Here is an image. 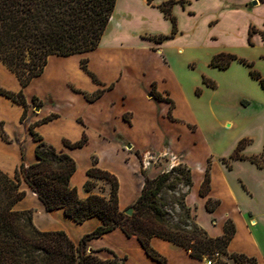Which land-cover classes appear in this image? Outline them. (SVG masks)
I'll return each instance as SVG.
<instances>
[{
	"label": "crops",
	"instance_id": "1",
	"mask_svg": "<svg viewBox=\"0 0 264 264\" xmlns=\"http://www.w3.org/2000/svg\"><path fill=\"white\" fill-rule=\"evenodd\" d=\"M126 1L129 3L127 12L119 18L116 13L122 0H117L109 28L104 33L99 46L94 50L78 53L81 60L88 59V69L99 82L94 81L91 74L80 64V73L90 80L91 85L88 87L78 85L73 81L67 67L54 64V61L63 60L62 58L69 56L51 55L44 72L24 87L17 75L0 60V86L15 92L22 90L28 103L27 122H23L21 117L25 111L24 105L0 94V121L4 122V129L11 138L9 141L5 140L0 134V168L3 171L11 176L14 175L23 161V148L26 165L38 160L37 142L30 133L29 126L53 113L57 114V117L37 124L35 130L47 143L58 150H64L75 159L77 151L86 147L91 137L95 135L101 142L114 145L115 155L123 161V164L125 163L127 167H130V164L135 165L138 175L135 182L130 176L134 185L126 188L124 181L119 179L121 208L132 206L142 193L145 177L139 169L141 160L138 153L142 157L147 154L146 157L154 155L157 158L170 157L171 154L177 153L180 160L172 164L183 161L188 166H192L188 158L196 156L194 151L200 145L199 142L202 143L196 134L199 128L194 123L193 117H196V110L192 107V97L196 98L199 85L189 86L188 80L178 77L177 73L182 64L181 53L185 51L184 45L198 41L203 35L211 41L220 38L235 39L240 29L243 32L247 31L248 37L251 26L264 29V1L190 0L185 4L175 3L172 6V12L177 17L178 31L173 37L162 42H158L156 37L169 35L173 30L171 20L159 7L167 0ZM135 1H140L144 7L142 15L138 16L140 19L138 25H133L130 16L127 15L131 12L136 14ZM254 1L257 2L254 3ZM252 39L264 48V40L259 32L254 33ZM216 52H211L208 62ZM186 62L188 68H194L192 66L195 64L194 61L187 59ZM234 68L241 70L243 67L234 61L229 70ZM215 69L218 67L208 64L203 75L213 79L216 77ZM241 71L243 78L250 77L248 73ZM201 84L203 91L210 88L203 82V78ZM59 85L63 86L66 96L60 95ZM111 85L113 86L109 88ZM176 86L180 89V95L175 91ZM99 88H105V91L95 101L87 100L83 92L76 91L78 89L93 93ZM134 89L138 91L136 97ZM186 89H189V94ZM153 92L162 94L171 102L156 99ZM35 96L41 101L37 107L39 109L37 113L36 110L35 112L32 110ZM69 96L82 100L87 109L93 112L91 114L93 116H87L84 113L73 115L76 122L80 124L79 134L76 137L69 135L67 121L61 110L57 108L59 102L69 103L67 99ZM135 99L138 100L136 106ZM180 105L189 107L188 112L182 113L179 110ZM226 122L227 120L223 124ZM84 132L88 137L84 146L70 148L64 144L65 139L71 142L80 140ZM189 135L191 138L189 143H186L185 139L187 140L186 137ZM141 137L143 139H139ZM124 143L131 145V148L127 147V152L123 150ZM183 151L187 152L184 158ZM125 152L132 157L130 160L124 157ZM210 157L213 158L214 155L208 150L202 157V175L197 180H193V185L186 194L187 206L195 213L197 223L212 237L222 235L226 220L232 219L236 232L228 245V252L256 257L257 264H264V167L249 164L244 159L234 160L231 167L221 160L223 156L213 158L211 189L207 196H202L200 187ZM98 160L101 168L112 173L115 171L100 162L99 158ZM89 167L91 165L81 171L77 166L71 178L72 185L77 186L81 197L88 195L84 189V183L88 178L86 171ZM243 167L252 173L254 178H249L246 170H242ZM169 168L170 166L167 170ZM80 173L83 174L81 179ZM24 184L26 196L16 203L15 208L33 209V221L39 229L65 230L73 241L79 243L85 234L102 223L98 217H91L83 223H77L67 216L63 209L48 211L37 194L25 182ZM208 197L221 200V204L213 212L206 208ZM221 209L225 211V214L218 217ZM151 245L167 258L169 264H204V259L192 256L188 250L161 237L154 236L151 239ZM89 250H96L97 254L104 259L111 258L114 254L125 257V264H161L146 252L137 236H128L120 228L89 240ZM227 261L229 264H241L232 258H227Z\"/></svg>",
	"mask_w": 264,
	"mask_h": 264
},
{
	"label": "trees",
	"instance_id": "2",
	"mask_svg": "<svg viewBox=\"0 0 264 264\" xmlns=\"http://www.w3.org/2000/svg\"><path fill=\"white\" fill-rule=\"evenodd\" d=\"M187 1L167 0L160 4L159 7L172 22L173 30L169 35L157 36L158 42L177 33V17L172 12V6L178 2L185 4ZM116 3L117 0H0V60L17 75L25 87L44 72L51 55L71 56L96 49L108 28ZM256 32L264 40V29L251 26L248 37L251 44ZM234 60L249 66L251 75L260 80L264 89V76L253 68V63L236 54L219 52L212 57L210 66L226 69ZM80 64L94 81L99 82L88 69L87 58L82 59ZM203 82L211 87L216 86L214 80L205 75ZM76 91L83 92L87 100L95 101L105 88H99L93 93L78 89ZM196 92L199 94L201 89L197 88ZM0 94L24 105L21 121L26 122L28 103L23 91L15 92L0 86ZM153 95L158 100L171 102L160 93L153 92ZM33 102L41 104L36 96ZM55 117L57 114H50L29 126L30 133L37 142L36 162L26 165L23 148V161L13 176L0 168V264H125V257L117 254L104 259L96 250L88 251L89 240L116 228L122 229L128 236H137L146 252L161 264L169 263L151 245L154 236L188 250L196 258H213L216 264H229L227 258L241 264H257L256 257L228 252V245L236 232L232 219L226 220L224 233L217 237L210 236L197 223L185 200L193 185L192 170L183 162L153 178L147 177L143 169L145 182L142 193L131 206L134 213L127 215L119 204V178L111 171L101 168L98 158L94 156L92 166L86 171L88 178L84 183L88 195L81 197L77 186L71 183L77 170L76 160L64 150H58L47 143L35 130L37 124ZM0 134L5 140H11L3 121H0ZM87 141L88 137L84 132L80 140L71 142L65 139L64 144L75 148L84 146ZM248 142L247 139L240 140L235 151L221 160L231 166V160L249 159L264 167V149L257 155L241 153ZM211 167L212 160L209 158L200 187L202 196H207L211 189ZM98 180L110 183L107 193L104 188L101 193L95 192ZM23 182L37 194L48 211L63 209L77 223H83L91 217H98L102 223L85 234L79 243L73 241L65 230L39 229L33 221V209L15 208L16 203L26 196V190L21 188ZM179 185L185 186L187 191L176 199L183 212V219L174 224L168 220V212L160 195L164 188L175 189ZM220 204V199L208 197L206 208L213 212ZM216 252L221 257L215 258Z\"/></svg>",
	"mask_w": 264,
	"mask_h": 264
},
{
	"label": "rangeland",
	"instance_id": "3",
	"mask_svg": "<svg viewBox=\"0 0 264 264\" xmlns=\"http://www.w3.org/2000/svg\"><path fill=\"white\" fill-rule=\"evenodd\" d=\"M128 6L129 3L126 0H122L121 6L116 13L117 17L121 18L123 14L127 12ZM135 7L136 14L131 12L127 15L130 16L133 25H138V21L140 20L138 16L142 15L144 7L140 1H135ZM124 8L126 9L122 10ZM252 42V44L249 42L247 31L243 32L242 29H240L238 36L235 39L220 38L219 40L213 39L211 41L203 35L199 37L198 41L189 42L184 45L185 51L183 54L181 53L182 64L179 69L180 71L177 73L178 77L182 80H188L189 86L199 85V88L201 89L199 94L196 92L198 95H196V98L194 96L192 97V107L196 110V117H193V119L195 120L194 123L197 124L199 128L197 129L196 134H198L199 141H202V143L199 142L200 145L194 151L196 156H190L188 158L192 165L189 166L193 168L194 181L202 175V157L206 155L208 150L214 155L213 158L218 156L228 158L235 151L239 141L242 139L249 140L241 152L245 155H257L264 149V89L260 80L251 75L250 67L238 60H234L242 65L243 68H241V70H243L245 74L248 73L250 76L249 78H243L241 70L235 68L229 70L234 62L233 61L226 69L218 68L214 70L216 77L212 80H214L216 84L215 87L209 86L210 88L204 89L203 91L201 84L203 71L207 69L208 64L210 65L208 59L212 51H217L215 54L219 52H229L245 58L253 63V68L264 76V48L255 43L253 39ZM62 59L63 60L54 61V64H61L67 67L73 81L78 85L87 87L91 85L90 80L83 76L79 71L81 62L79 54L64 57ZM187 59H191V61L195 62V64L192 65L194 68L187 67ZM234 78H238L239 80L235 81ZM62 87V85H59V93L61 96H66L65 90H63ZM175 89L180 95L181 93L178 86H176ZM133 92L136 97L138 91L134 89ZM187 93L189 94V89L187 90ZM67 99L69 100V103L59 102L57 108L61 110L67 121L69 135H71V137H76L79 134L80 124L76 122L73 115H75V113H84V115L93 116L91 115L93 112L87 109V106L82 100L79 101L73 99L71 96ZM137 104L138 100L135 99L134 105L136 106ZM38 106L39 104H34L32 106V110H34V112L36 110V113L39 111L37 108ZM179 110L182 113H186L188 112L189 107L180 105ZM226 120L227 122L223 124ZM160 126L163 128L162 125ZM186 138V143H189L191 135ZM139 139L143 138L141 137ZM124 144L125 146H123V150L127 152V147L129 148L130 146L127 143ZM126 152L124 157L127 160H130L132 157L127 155ZM186 153L183 151V158ZM175 154L176 155L171 154L170 157L161 156L157 158L154 155L146 157L147 154L142 157V155L138 153L137 155L141 160L139 169L142 174L144 169V174L147 177L152 175L157 176L159 173L167 170L173 162H178L180 160L179 154ZM94 156L98 157L103 164L113 168V170H115L113 173H115L119 179L121 178L124 181L126 188H129V185H134V180H136L138 176L135 165L130 164V167H127L125 163L123 164V161L115 155L114 145L101 142L95 135L91 137L89 144L86 145V147L77 151L75 159L78 168L82 171L85 167L92 166ZM213 158H211V160ZM234 160H231V167L233 166ZM244 160H247V163L249 164L253 163V165L260 167L249 159ZM242 170L246 169L243 167ZM246 172L249 178H254L252 173L247 170ZM130 176L134 182L131 180ZM82 177L83 174L80 173L79 178L81 179ZM97 183L98 186L95 189V192L101 193L103 192V188L106 190V193L110 190V183L104 180H98ZM21 188H26L24 182L22 183ZM107 188L109 189L108 191ZM186 191L187 188L185 186L179 185L175 189L166 187L161 192L160 197L168 212V220L171 223H180L183 219V212L177 205L176 199L181 198ZM121 209L125 211L127 208ZM191 214L192 216L195 215L193 211H191ZM224 214L225 211L221 209L218 212V217H222Z\"/></svg>",
	"mask_w": 264,
	"mask_h": 264
},
{
	"label": "built area",
	"instance_id": "4",
	"mask_svg": "<svg viewBox=\"0 0 264 264\" xmlns=\"http://www.w3.org/2000/svg\"><path fill=\"white\" fill-rule=\"evenodd\" d=\"M175 165H177V164H171L169 169H172ZM214 256H215V258L221 257V255L218 252H216ZM204 264H216V261L213 258H207L206 257V258H204Z\"/></svg>",
	"mask_w": 264,
	"mask_h": 264
},
{
	"label": "water",
	"instance_id": "5",
	"mask_svg": "<svg viewBox=\"0 0 264 264\" xmlns=\"http://www.w3.org/2000/svg\"><path fill=\"white\" fill-rule=\"evenodd\" d=\"M257 1H254V3H256ZM129 146H131L130 144H129ZM125 214H127V215H132L133 213H134V208L133 207H128L125 211ZM89 251H91V250H89Z\"/></svg>",
	"mask_w": 264,
	"mask_h": 264
}]
</instances>
